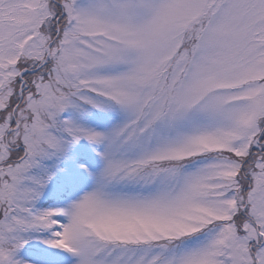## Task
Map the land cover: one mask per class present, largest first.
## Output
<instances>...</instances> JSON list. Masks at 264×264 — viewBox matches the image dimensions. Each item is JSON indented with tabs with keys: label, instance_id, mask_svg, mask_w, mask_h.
Wrapping results in <instances>:
<instances>
[{
	"label": "snow or ice",
	"instance_id": "obj_1",
	"mask_svg": "<svg viewBox=\"0 0 264 264\" xmlns=\"http://www.w3.org/2000/svg\"><path fill=\"white\" fill-rule=\"evenodd\" d=\"M0 264H264V0H0Z\"/></svg>",
	"mask_w": 264,
	"mask_h": 264
}]
</instances>
